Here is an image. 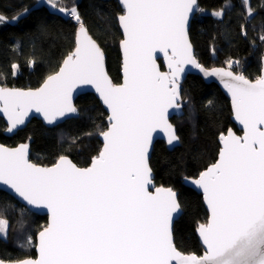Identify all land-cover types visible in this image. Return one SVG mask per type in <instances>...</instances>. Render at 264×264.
Here are the masks:
<instances>
[{
    "label": "snow or ice",
    "instance_id": "6c2138e0",
    "mask_svg": "<svg viewBox=\"0 0 264 264\" xmlns=\"http://www.w3.org/2000/svg\"><path fill=\"white\" fill-rule=\"evenodd\" d=\"M196 2L123 0L120 85L104 72V53L76 7L58 9L79 25L75 47L36 90L0 87L8 131L22 125L32 109L48 123L75 113L71 93L78 84L95 86L110 110L109 127L100 132L103 148L87 167L66 155L40 167L29 161L27 145L0 146V182L28 205L50 212L38 234L39 258L0 259V264H264V74L252 81L196 61L187 34ZM48 3L57 8L54 0ZM247 14L252 15L251 8ZM158 51L167 59L166 72L156 63ZM185 65L223 81L244 130L242 137L231 131L221 135L219 158L192 181L203 190L209 209L197 228L204 247L200 255L184 254L173 243L171 222L181 207L177 193L149 191L155 187L148 164L152 133L162 129L169 144L178 139L167 114L181 107L178 77ZM18 67L12 65L14 71ZM7 227L0 219V232L6 234Z\"/></svg>",
    "mask_w": 264,
    "mask_h": 264
},
{
    "label": "trees",
    "instance_id": "16d2710c",
    "mask_svg": "<svg viewBox=\"0 0 264 264\" xmlns=\"http://www.w3.org/2000/svg\"><path fill=\"white\" fill-rule=\"evenodd\" d=\"M199 12L189 31L195 57L205 68L225 67L255 81L259 78L264 52V0H198ZM63 7H76L89 35L106 56V67L119 84L122 35L117 17L122 11L116 0H67ZM223 16L210 13L224 8ZM61 8V7H58ZM208 13V14H201ZM0 85L34 90L58 70L65 56L74 49L78 24L61 13L51 11L39 0H0ZM243 25V34L241 26ZM238 62V63H237ZM19 67L14 71L12 65ZM161 70L163 67L159 61ZM182 101L189 107L180 119L173 118L180 145L167 150L163 142L154 145L150 167L157 186L178 193L182 215L173 228L174 244L184 254H202L195 230L207 220L201 195L183 185L215 162L221 134L235 126L231 122L229 100L214 84L188 76L181 86ZM79 117L53 128L32 120L12 137L3 135L6 126L0 119V143L15 147L30 146V159L41 166H52L66 155L79 167H87L101 149L98 135L107 129L106 113L91 94L77 98ZM0 218L7 220L6 239L0 238V259L34 258L35 238L46 226L47 217L38 216L12 197L0 192ZM31 238V239H29ZM24 241V243H23ZM26 241V242H25ZM27 246V248L21 245Z\"/></svg>",
    "mask_w": 264,
    "mask_h": 264
},
{
    "label": "water",
    "instance_id": "95a60500",
    "mask_svg": "<svg viewBox=\"0 0 264 264\" xmlns=\"http://www.w3.org/2000/svg\"><path fill=\"white\" fill-rule=\"evenodd\" d=\"M116 1H117L118 5H119L121 11H122V14H123L124 13L123 0H116ZM198 12H199V3H198V0H197L196 5L194 6V10H193L192 13H190V16H189V23H188V28H187V34H188V40H189V42H190L189 31H190V27H191V22H192L193 18L198 14ZM117 26H118V29H119L121 35H122V39H121V41L119 43V52H120V58H121V60H120V77H121V80H120V83L119 84H116V85H120V84H122L124 82V52H123L122 43H121L124 40V34H123V29H122V27L120 26V24L118 22V17H117ZM77 31H78V28H77V30L75 32L74 47H75V40H76ZM190 44H191V42H190ZM191 46H192V44H191ZM192 55L194 56V58L196 59V61L199 63V61L195 57V51H194L193 46H192ZM155 57H156V63H157V65L160 67V65H159V61H160L161 65L163 67V70H161V71H165V72L168 71V68H167V59L164 56V54L158 51V52L155 53ZM103 68H104V72L107 74L108 78L112 81L111 77L109 76V74L107 72L106 56H105V54H104ZM213 68H224L225 70H230V69L225 68V67H212V68H206V69H209L210 70V69H213ZM160 69H161V67H160ZM184 69H185L184 72L181 73L180 76L178 77V81H179V85H180V97H179L178 103L181 105V107L179 109L170 108L168 110V114H167L168 123H170L173 126L174 131H175V135L177 136V132H176L175 126L171 123V120L173 118H176L177 119V118H181L183 116V104H182L181 86H182V84L184 83V81L186 80V78L188 76H197L200 79H202V81L205 84H214V85H216L220 89V91L224 94V96L229 100V104H230V108H231V122L235 126L236 131L239 132V134H236V132L233 129L230 128V129H228L226 131V133L221 134V135H225L226 136L228 134V132L231 131L235 135L242 137L244 135L243 125L240 124V122L236 119L235 111H234L233 105H232L231 93H229V91L224 87L223 81L219 77H216V76H205L202 72H200L199 69L194 68L192 65H185L184 66ZM230 71H232V70H230ZM233 73L234 74H239V73H235V72H233ZM262 74H264V52H263L262 58H261V69H260V75H259V77ZM112 83L115 84L113 81H112ZM0 87H3V86L0 85ZM7 88H9V87H7ZM20 90L27 91V90H24V89H20ZM34 90H36V89H34ZM85 94H91V95H93L98 100V102L100 103V105L102 106V108L105 111L106 116H107L106 122L108 124V126H107V129H108V127H109V120H108V118L110 116V110L103 103V100L100 97V94L96 91V88H95L94 85H92V84H78L72 90V93H71V103H72V105L77 109V107L75 105V102H76L77 98L80 97V96H82V95H85ZM0 107H2V102H0ZM78 117H79V112H78V109H77V111L75 113H66L65 116L58 117L52 123H48L45 120V118H44V116H43L42 113H38V112L35 111V109H32L28 113V115L24 118V123L22 125H18L16 128L12 129V131H8V129L10 127V123L8 121L7 116L2 111H0V119L3 120V122H4L5 126H6V129H5L4 133H3V135L5 137H12L18 131L24 129L32 120L40 121L42 123V125L45 126V127H47V128H53V127H56L58 125L63 124L67 120L76 119ZM221 135H220V137H221ZM220 137H219V140H218L220 149H219V152H218V155H217L216 160L219 158V153H220V150L222 148V141H221ZM98 140L101 143V149H100V151H101L102 148H103V137L100 134L98 135ZM157 142H163L165 144V147H166L167 150H173L174 148H176V147H178L180 145L179 138L177 140L173 141L172 144H169L168 143V136H167V134L162 129H157L156 131H154L152 133V140H151V144L149 146V152H148V164H149V167H150V159H151V156H152V151H153L154 145ZM22 144H25V145L28 146V159H29V161L31 163H33L31 161V159H30V146H29V144L28 143H22ZM22 144H19V145L15 146V147H9V146H6V145H3V144L0 143V146H3L5 148H9V149H15V148H18ZM216 160H215V162H216ZM33 164H35V163H33ZM36 165L37 166H40V167H51V166H41V165H38V164H36ZM152 178H153L152 183H153V185L155 187L149 186V191L155 192V189L156 188H168V187H164V186H157L155 184L153 172H152ZM193 180L194 179L185 180L184 183H183V185L186 186V187H188V188H190L191 190L195 191L197 194L201 195L202 202H203V206H204V208H205V210L207 212V218H208L209 209H208L207 203H206V201L204 199L203 190L200 189L198 186L194 185L192 183ZM0 192H4L7 195H9L10 197H12L16 202H18L21 206H23L24 208H26L31 213H33L35 215H38V216H46L47 217V224H46V226L48 225V223L50 221V212H49V210L46 207H44L42 205H40V206H37V205H28L27 202L23 200V198L19 197L18 194H16L14 192V190H12L9 186L4 185L2 182H0ZM177 198H178V193H177ZM181 215H182V210H181V207H180V211L178 213H174L173 214V219H172V222H171V231H172L173 243H174V237H173L174 224L181 217ZM197 228H198V226H197ZM197 228L195 230V234H196V237L198 239V242H199V244H200V246L202 248V253H203L204 247L202 245V240H201V238H200V236L198 234ZM38 234H37V236L35 238V248H34L35 257L32 258V259L39 258V248H38V245H39V235Z\"/></svg>",
    "mask_w": 264,
    "mask_h": 264
},
{
    "label": "rangeland",
    "instance_id": "374dc122",
    "mask_svg": "<svg viewBox=\"0 0 264 264\" xmlns=\"http://www.w3.org/2000/svg\"><path fill=\"white\" fill-rule=\"evenodd\" d=\"M65 1H67V0H54V2L56 3V5H57V8H52L50 5H49V3H48V0H39V5H41V4H45V5H47L50 9H51V11H54V12H56V13H61L60 11H58V7H63L64 6V4H62V3H65ZM76 1V0H75ZM244 2H245V4H246V6H247V8H248V0H243ZM229 7V5H226L224 8H222V9H220V10H217V11H214V12H211L210 14L214 17V18H217V19H219V18H221V17H217L216 15H214V13H216V12H222L223 14L225 13V11H226V9ZM66 8H68V7H66ZM69 9H70V7H69ZM61 14H63V16H65V17H67V18H71V19H73L74 21H75V19L74 18H72L70 15H67V14H65V13H61ZM201 14H208V13H201ZM223 16V15H222ZM76 22V21H75ZM236 63H232V66H231V68L235 65ZM231 68H229V66H228V69H230V70H232ZM233 71V70H232ZM182 104H183V111H184V109L186 110V108H188L189 107V103H188V101H186V100H183L182 101ZM182 118V117H181ZM177 119H180V118H177ZM0 219H2V218H0ZM5 220V219H4ZM8 231H9V226L7 227V229H6V234L5 233H2V232H0V238L1 239H6L7 238V236H8ZM26 242V241H25ZM23 243H24V241H23ZM21 245V244H20ZM27 245V244H26ZM23 246V245H21V246H23V247H25V248H27V246ZM34 248H35V246H34Z\"/></svg>",
    "mask_w": 264,
    "mask_h": 264
}]
</instances>
